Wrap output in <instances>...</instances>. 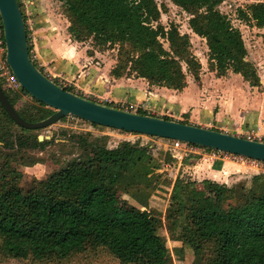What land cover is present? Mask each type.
I'll return each mask as SVG.
<instances>
[{
    "label": "trees",
    "instance_id": "trees-1",
    "mask_svg": "<svg viewBox=\"0 0 264 264\" xmlns=\"http://www.w3.org/2000/svg\"><path fill=\"white\" fill-rule=\"evenodd\" d=\"M59 1L75 40L91 36L100 47L119 44L129 48L130 58L123 62L118 58L112 74H134L150 84L178 90L186 85L187 74L198 80L201 66L189 52V37L174 27L165 30L158 23L160 11L154 0ZM171 1L190 14L191 30L205 38L208 65L216 75H224L230 69L250 86L260 84L255 67L245 58L240 30L217 8L223 0ZM237 17L264 29V1L237 8ZM162 37L168 41L169 50L163 47ZM261 37L264 43V33ZM3 90L14 106L19 95ZM104 104L120 108L114 102ZM33 107L17 112L28 121H38L54 111H32ZM0 121L15 123L1 105ZM244 129L255 131L256 127ZM15 141L21 148L28 142L26 136H16ZM80 141L89 146L93 158L68 162L47 176L42 187L23 190L13 177L9 159L0 164V253L4 256L62 262L101 247L118 264H172L171 252L180 258L186 252L202 256L203 264H264L263 174L253 175L251 193L247 195L244 191L249 188L243 184L235 187L204 178L199 182L198 196L196 181L181 180L165 217L170 223L169 239L178 240L181 245L169 248L164 236L152 231L158 225L156 215L124 208L118 200V188L127 187L129 180L146 181L150 169L148 145L122 140L107 147L83 138ZM14 144L4 141L8 148ZM136 194L132 192L134 197Z\"/></svg>",
    "mask_w": 264,
    "mask_h": 264
},
{
    "label": "rangeland",
    "instance_id": "rangeland-1",
    "mask_svg": "<svg viewBox=\"0 0 264 264\" xmlns=\"http://www.w3.org/2000/svg\"><path fill=\"white\" fill-rule=\"evenodd\" d=\"M51 1V2H50ZM52 1L56 5H51ZM159 8L160 15L158 23L162 25L165 30L171 27L177 29L180 34H186L189 37V52L195 56L200 63L199 75L206 74L210 70L208 65V48L205 38L195 34L189 24L188 20L190 14L182 7L174 4L171 0H154ZM264 0H223L217 8L231 20L233 26L237 27L242 35L243 42L246 48V60L249 61L256 69L260 79V84L255 86L259 89L262 85L261 78L264 80V43L262 42L261 34L264 33L263 28H257L250 23L240 20L237 17V8L245 7L252 2H258ZM44 4V2H43ZM49 4L48 9H51L50 14L54 18L59 20L65 17L63 4L59 0H49L46 5ZM20 9L24 15V21L28 26L27 35L30 45L29 54L37 67L51 78L55 83L62 87L69 88V91L77 92L79 95L88 97L99 103L120 102V101H108L102 96H93L83 91L80 87L72 83V79L66 77L53 75L50 61L47 63H41L42 60L38 58V54L34 47V38L32 30L29 29V14L32 13L28 8V5L20 0ZM60 6V7H59ZM47 10V7H46ZM64 14V15H63ZM66 18V17H65ZM65 24L67 34L72 42L78 44V49L81 47L85 54L90 55V59H86L85 62H95L99 58L95 57L106 54L107 56H113L115 64L117 60L123 62L131 53L129 48L125 45L119 44L105 45L103 47L98 46L91 36L85 38L82 41L75 40L68 31L69 22L66 20ZM157 22H153L155 25ZM68 42V38L65 40ZM163 47L169 50V44L165 37L160 38ZM105 51V52H104ZM84 55V54H83ZM34 57V59H33ZM185 70V65H184ZM228 71H231L230 69ZM232 72V71H231ZM226 74V73H225ZM224 74V75H225ZM128 76V75H123ZM131 76V75H129ZM221 76V75H220ZM226 77V76H225ZM195 80L191 74L186 75L187 80ZM236 82H245L244 78L240 75L232 80ZM247 82V81H246ZM248 83V82H247ZM244 84V83H243ZM2 87L5 88L10 94H18L19 99L15 102L14 106L16 110H26L27 107H33L32 111H37L39 108H53L45 105L40 106L32 96L27 92L21 90V86L15 89L9 88L5 82H2ZM91 97V98H90ZM127 103V102H125ZM129 104V103H128ZM142 110L141 107L136 106L132 111L137 112ZM172 119V118H171ZM174 119V118H173ZM174 120L189 122L188 115H181ZM193 124V123H191ZM197 125V124H196ZM203 127L213 128V126ZM217 130L216 128H213ZM227 130V128H225ZM226 130H220L226 132ZM228 131V130H227ZM230 133V132H228ZM233 134V133H232ZM236 134V133H234ZM16 136L27 137V145L19 147L15 141ZM247 138V135H241ZM41 137L42 142L39 141ZM83 138L89 142H94L98 145L107 147H114L122 140H129L130 142H139L140 144L148 145L149 159V172L146 174V181L143 183H130L125 188H118V200L124 208L130 209L135 212L147 211L158 218V225L152 228V231L159 235L164 236L166 245L171 248L167 229L170 225L169 220L166 219V214L169 211L170 204L174 201L173 191L175 187L181 183V180H187L188 178L196 181L197 195H201V185L199 182L203 176H206L211 168L220 169L223 164L222 156L230 157L234 160V163L239 164L238 171H232L229 173L226 179H219V182H227L229 186L240 187L241 184L246 188L251 186L252 177L254 174H263L264 167L259 164H254L247 159L223 151H217L214 149H206L205 151H197L185 148H173L171 141L167 138H160L151 135H145L140 133L126 132L116 128L105 127L101 125L92 124L74 115H67L56 122L40 129H26L22 130L20 126L0 121V164L9 159L11 166L14 169V179L18 182L19 186L26 190L29 187H42L43 181L51 173L62 169L68 162L72 160H87L92 159L93 155L90 153L89 146L85 147L80 139ZM38 140L37 142L35 141ZM15 142L14 147L8 148L4 145V141ZM213 151H216L213 155ZM210 153V154H209ZM219 154V155H217ZM247 158V157H245ZM227 172V167L224 168ZM237 170V169H236ZM225 180V181H220ZM128 189V192H126ZM132 192H136L137 197L132 195ZM246 195L250 192L249 189H245ZM145 201V203H142ZM185 255V254H184ZM182 258L171 252L170 258L172 264H203L202 256L185 255ZM0 264H118L117 261L105 251V249L99 247L96 252H90L86 250L82 255L72 256L67 261H54V260H34L32 258H14L6 257L0 253Z\"/></svg>",
    "mask_w": 264,
    "mask_h": 264
},
{
    "label": "crops",
    "instance_id": "crops-1",
    "mask_svg": "<svg viewBox=\"0 0 264 264\" xmlns=\"http://www.w3.org/2000/svg\"><path fill=\"white\" fill-rule=\"evenodd\" d=\"M48 1L23 0L28 8L32 9L28 21L38 58L42 60L41 63L50 61L53 75L72 79L73 84L88 92L90 96H102L108 101H130V104L139 106L155 116L176 119L181 115H188L189 122L193 124L213 126L218 130L227 128L226 132L233 134H239L246 126H255L253 133L257 135L256 139L264 141L263 78L258 89L246 81L244 84L234 83L232 80L240 76L238 73L227 71L225 75L218 76L209 68L212 71L200 73L198 81L187 80L186 85L178 90L150 84L145 78L134 74L116 76L111 73L115 64L113 56H107L103 52L97 56L98 53H95L98 61L85 62L91 56L85 54L83 48L78 49V44L69 39L65 28L67 26L63 23L67 20L66 16L61 20L54 18L50 14L52 10L48 9L49 4L46 5ZM51 5L56 3L52 1ZM25 26L27 31L26 23ZM67 38L68 42L65 41ZM216 153L218 152L213 151V155ZM221 159V168H211L202 179L219 182V179H226L227 175L230 179V172L238 171L239 164L234 163L233 159L227 156H222ZM169 241L172 243L171 248L181 245L178 240ZM185 255L191 254L186 252Z\"/></svg>",
    "mask_w": 264,
    "mask_h": 264
},
{
    "label": "water",
    "instance_id": "water-1",
    "mask_svg": "<svg viewBox=\"0 0 264 264\" xmlns=\"http://www.w3.org/2000/svg\"><path fill=\"white\" fill-rule=\"evenodd\" d=\"M0 22L6 51L5 60L21 88L34 99L54 109L41 120L28 121L20 116L0 85V105L18 126L40 129L67 115H74L105 127L178 139L264 161V141L161 116L119 109L65 90L35 66L30 58L25 21L18 0H0Z\"/></svg>",
    "mask_w": 264,
    "mask_h": 264
},
{
    "label": "built area",
    "instance_id": "built-area-1",
    "mask_svg": "<svg viewBox=\"0 0 264 264\" xmlns=\"http://www.w3.org/2000/svg\"><path fill=\"white\" fill-rule=\"evenodd\" d=\"M0 24H1V22H0ZM5 52L6 51H5L4 40L2 37V31L0 30V79H1V82H5L9 88L15 89V88L20 87V83L17 80V78L15 77V75L13 74V72L11 71L9 65L7 64V62L5 60ZM33 59H34V57H33ZM74 93L78 94L77 92H74ZM80 96H82V95H80ZM82 97H85V96H82ZM85 98H88V97H85ZM114 103L120 107L119 109H123V110H127V111H132L136 107V105H134V104H130V103L128 104V103L121 102V101L120 102H114ZM253 132H254L253 130H243L238 135L244 134L245 136L247 135V138L256 139L257 135ZM169 140L171 141L173 148H185V149H192V150H197V151H205L206 150V147L201 146V145L181 141L178 139H169ZM256 140H258V139H256ZM234 155H236V154H234ZM238 156L242 157L243 159H247L256 165L259 164L262 167H264V161L252 159V158H248V157L245 158L244 156H241V155H238Z\"/></svg>",
    "mask_w": 264,
    "mask_h": 264
}]
</instances>
